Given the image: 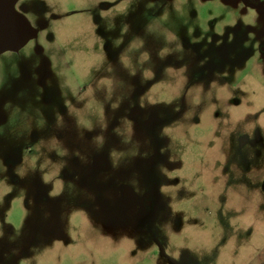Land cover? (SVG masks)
<instances>
[{
	"label": "rangeland",
	"instance_id": "1",
	"mask_svg": "<svg viewBox=\"0 0 264 264\" xmlns=\"http://www.w3.org/2000/svg\"><path fill=\"white\" fill-rule=\"evenodd\" d=\"M145 224L174 264H264L263 22L237 0H0V264H170Z\"/></svg>",
	"mask_w": 264,
	"mask_h": 264
},
{
	"label": "flooded vegetation",
	"instance_id": "2",
	"mask_svg": "<svg viewBox=\"0 0 264 264\" xmlns=\"http://www.w3.org/2000/svg\"><path fill=\"white\" fill-rule=\"evenodd\" d=\"M239 3L242 4V6L246 9L251 11L252 13H254V15L256 16V18L260 21L263 22L264 24V0H237ZM66 109H64L63 114L65 113ZM139 110L137 109H130L127 113V118H126V122H130L131 120H133L135 117L138 116L139 114ZM91 129V133L89 134L88 132V136L92 139L93 137H98L99 134H96L94 136H92L94 133V129H93V125L89 126ZM87 127V128H89ZM58 135L61 136V133H58ZM102 138L100 137L99 139H97V141L101 142ZM94 160H97V162L100 164V168L102 169V171H104L103 169H106L107 166L104 165V159H102L101 157L99 158L98 156H96L94 158ZM101 161V162H100ZM156 202L155 200H153V198L150 195H146L145 198L141 199L140 202L137 203V206L139 208L140 214H141V219H144L147 221H152L155 220L156 222L158 221V217L157 216V211H156ZM113 210H115V206H113ZM128 213H129V209ZM126 216V213H124V218ZM155 218V219H153ZM157 219V220H156ZM123 221V228L128 231H130V224L129 221L126 220H122ZM125 221V222H124ZM155 222V223H156ZM166 228L169 229V224L167 223L165 225ZM145 231H149L151 234H153V236L151 235V242H148V245L146 244V241H142L140 242V246H139V251L140 253L145 254L146 252H148V254H151L150 256H160L168 261H170V264H174L173 261H171V254L167 253L166 250L164 249V244L161 240V237L154 232L151 227L149 226V224H145V226H139L138 230L134 229V232L139 235H141V233H145ZM143 237V236H140ZM130 250V248H129ZM133 250V248H132ZM134 251V250H133ZM145 252V253H144ZM140 260V258H139ZM124 264H128L125 263ZM176 264V263H175Z\"/></svg>",
	"mask_w": 264,
	"mask_h": 264
}]
</instances>
